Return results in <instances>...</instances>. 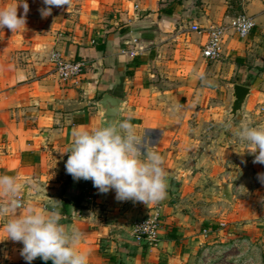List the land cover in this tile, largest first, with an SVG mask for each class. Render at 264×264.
I'll return each instance as SVG.
<instances>
[{"label": "crops", "instance_id": "crops-1", "mask_svg": "<svg viewBox=\"0 0 264 264\" xmlns=\"http://www.w3.org/2000/svg\"><path fill=\"white\" fill-rule=\"evenodd\" d=\"M21 2L0 0V7ZM27 3L26 30L0 31V175L18 178L25 204L82 232L88 264H194L237 237L251 248L232 250L226 261L239 252L264 263V183L257 178L264 164L253 163L233 135L242 122L264 124V0H72L47 18L43 0ZM241 13L254 21L250 35L229 31L220 58L205 59L208 34L192 26L205 30ZM53 51L83 60L82 76L62 81L49 63ZM236 84L250 93L232 118ZM105 94L122 101L117 121L128 119L162 156L163 200L117 201L115 190L101 194L91 180L67 174L73 129L107 124L98 106ZM146 218L159 221L150 245L130 236L131 225ZM3 223L0 264H28Z\"/></svg>", "mask_w": 264, "mask_h": 264}, {"label": "clouds", "instance_id": "clouds-1", "mask_svg": "<svg viewBox=\"0 0 264 264\" xmlns=\"http://www.w3.org/2000/svg\"><path fill=\"white\" fill-rule=\"evenodd\" d=\"M72 0H43L42 18L52 14L53 7H71ZM23 15H18L19 7ZM27 0L0 7V31L13 34L26 30ZM233 135L247 145L253 163L264 164V124L241 123ZM73 141L64 153H70L65 164L74 180H91L99 193L115 190L117 201L146 205L157 203L167 195V178L162 156L145 143L128 120L98 125L92 129H73ZM264 183V173L257 176ZM22 183L17 177L0 175V219L7 239L23 244L21 256L31 264L37 257L53 264H88V255L80 250L83 233L60 223L56 212L42 211L25 204Z\"/></svg>", "mask_w": 264, "mask_h": 264}, {"label": "built area", "instance_id": "built-area-1", "mask_svg": "<svg viewBox=\"0 0 264 264\" xmlns=\"http://www.w3.org/2000/svg\"><path fill=\"white\" fill-rule=\"evenodd\" d=\"M254 26L255 24L253 19L247 16L245 13H241L232 17L226 24L213 26L205 30L194 25L191 29L192 31H195L197 33L205 32L208 34V40L203 47L202 55L207 60H216L221 56L222 42L225 34L231 31L233 34L238 35L240 38H246L252 32ZM123 53L128 54L130 57H133L136 54L135 51H128ZM49 63L62 81L79 78L80 76H82L86 66V63L83 60L67 58L59 51H53L50 54ZM224 226L225 224L223 222L219 223V227ZM158 227L159 221L157 218H146L138 220L131 225L130 236L137 243H145L150 245L156 240V232L158 230ZM204 232L206 233V231ZM250 244L251 243L248 240L237 237L228 245L213 249V251L211 252L212 257L217 260L220 258V255L224 256L232 250L239 251L241 250V247L251 248ZM262 244L264 246V242Z\"/></svg>", "mask_w": 264, "mask_h": 264}, {"label": "water", "instance_id": "water-1", "mask_svg": "<svg viewBox=\"0 0 264 264\" xmlns=\"http://www.w3.org/2000/svg\"><path fill=\"white\" fill-rule=\"evenodd\" d=\"M233 101L230 106L229 115L234 118L236 114L240 113L246 97L249 95L250 90L248 87L242 85H233L232 87ZM122 101L118 98H114L109 94H105L98 102V106L103 113L104 121L108 123H115L118 119V113L121 107Z\"/></svg>", "mask_w": 264, "mask_h": 264}, {"label": "rangeland", "instance_id": "rangeland-1", "mask_svg": "<svg viewBox=\"0 0 264 264\" xmlns=\"http://www.w3.org/2000/svg\"><path fill=\"white\" fill-rule=\"evenodd\" d=\"M253 185H255V184H253ZM237 187H238V190L241 191V189H239V186H237ZM243 195L244 194H242V196H241V194H238V197H243ZM240 238H243V237H240ZM243 239H246V238H243ZM240 252H242V254H243V250H241ZM238 253L239 252H237L236 259H231V260H233V263H231V262L229 263L228 261H226L224 259L226 257L225 255H224V257H223V255L219 256V257H222L221 258L222 261L218 262V259L216 260V259H214V257H212V253H207L205 258L203 259L204 261H202L201 259L199 261H197V259H194V264H251L252 262H253L252 264L255 263V261L253 259H252V261L249 258L247 260H245V259L243 260V256H240ZM208 258H209V260H208ZM262 263L263 262L261 261L260 264H262Z\"/></svg>", "mask_w": 264, "mask_h": 264}, {"label": "trees", "instance_id": "trees-1", "mask_svg": "<svg viewBox=\"0 0 264 264\" xmlns=\"http://www.w3.org/2000/svg\"><path fill=\"white\" fill-rule=\"evenodd\" d=\"M138 65H139V64H134V63H132V64H130L128 67L136 68ZM127 75H128V76H131V75H132V70H128V71H127ZM65 203H66V202H64V204H65ZM38 262H39V264H53V262H52L51 260L45 262V261H43V260H42L41 258H39V257H38Z\"/></svg>", "mask_w": 264, "mask_h": 264}]
</instances>
